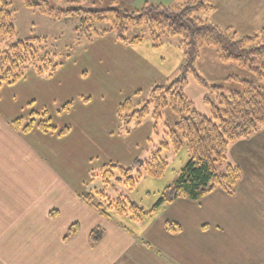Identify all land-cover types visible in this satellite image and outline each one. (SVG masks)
I'll use <instances>...</instances> for the list:
<instances>
[{
	"label": "crops",
	"instance_id": "0c3cea01",
	"mask_svg": "<svg viewBox=\"0 0 264 264\" xmlns=\"http://www.w3.org/2000/svg\"><path fill=\"white\" fill-rule=\"evenodd\" d=\"M101 41L83 48L79 58H71L53 78L32 72L14 86H0V264H199L200 251L221 252L233 264H264V246L255 250L242 243L258 232L234 228L231 209L240 210L233 202L237 188L243 193L241 180L232 194L218 189L198 202L176 201L189 210L185 217H173L182 228L177 234L167 231L172 221L160 225L159 212L139 225L117 217L105 219L82 201L80 195L88 191L93 171L108 163L129 166L143 154L145 149L134 141L136 134L142 135L147 147L153 131L150 123L148 130L140 126L128 137L119 134L120 104L138 91L169 82L183 64L175 40H166L159 49L152 42L143 43L135 48L141 51L127 59V67L117 64L123 74L117 80L120 85L95 82L84 88L82 69L100 65L105 74L110 51L121 49L122 44L110 40L106 52ZM114 57L117 62L122 58ZM70 102L72 109L60 113ZM32 111L47 113L59 131L69 127V133H44L38 127L25 134L15 130L11 123ZM203 209L205 218L198 214ZM212 212L216 216L211 220ZM73 225H78V233L64 239ZM94 230L103 231L95 244ZM204 235L220 245L201 246Z\"/></svg>",
	"mask_w": 264,
	"mask_h": 264
},
{
	"label": "trees",
	"instance_id": "16d2710c",
	"mask_svg": "<svg viewBox=\"0 0 264 264\" xmlns=\"http://www.w3.org/2000/svg\"><path fill=\"white\" fill-rule=\"evenodd\" d=\"M22 1L27 8L39 10L51 19L77 20L78 44L89 45L98 38L114 34L123 45L140 46L144 43V35L130 38L126 34L130 28L146 27L154 49H159L166 40H175L183 55L182 67L174 82L153 86L146 97H143V91H138L118 108L121 136L128 137L147 119H152L156 136L164 126L160 143L153 146L148 157H140L132 165L109 163L93 171L92 189L80 195L84 203L95 208L105 219L114 214L143 225L162 205L181 199L197 202L218 189L228 194L235 191L242 171L239 166L228 162L230 145L250 139L264 129V27L259 34L243 38H238L236 32L220 29L198 15L215 9L212 0H181L176 7L146 2L139 8L126 6L122 0ZM13 21L11 0H0V42L16 35ZM101 23L109 26L99 28ZM177 37L180 40H176ZM205 46L215 48L223 63L238 64L263 83L256 86L251 81L235 78L242 83V90L229 94L224 93L223 87H210L219 100L216 104L207 99L212 108L210 116L198 112L184 93L190 74H194L201 85L209 87L196 71ZM72 52L61 59L48 38L40 37L19 40L6 49L0 48V85H15L29 70L40 78H53L65 65L64 60L72 58ZM72 107L73 102H70L62 107L61 112H69ZM168 108L177 117L174 125L160 124ZM11 125L24 134L35 127L44 133H59L60 136H66L70 131L69 127L59 131L47 113L35 111L27 119H17ZM183 148L189 159L175 182L162 192L153 209L146 210L136 203L131 194L140 181L145 176L164 177L169 167L166 152L177 154ZM78 231V225H73L64 239L74 237ZM167 231L177 234L181 232V226L168 222ZM102 236V230H94L92 243L99 242Z\"/></svg>",
	"mask_w": 264,
	"mask_h": 264
},
{
	"label": "rangeland",
	"instance_id": "374dc122",
	"mask_svg": "<svg viewBox=\"0 0 264 264\" xmlns=\"http://www.w3.org/2000/svg\"><path fill=\"white\" fill-rule=\"evenodd\" d=\"M88 1L92 2L90 0ZM122 2L124 3V5L131 8L142 7L146 2L163 4L169 7H176L181 3V0H136L135 2H133V4H128L126 0H122ZM212 3L215 6L214 10L202 12L198 15L202 19L218 26L222 30L228 29L229 32H236L238 38L259 34L261 29L264 27V0H212ZM11 10L13 12V23L16 29V35L14 37H8L2 40L0 42L1 49H6L9 45L14 44L19 40H25L34 37L48 38L50 45L59 54V57L61 59H63L71 51H73L72 58L76 59L79 58L78 53L81 52L83 48L87 47L85 43L78 44V38L75 32L78 21L75 19H51L42 14L39 10L27 8L22 0H11ZM108 26L109 25L107 23L98 24L99 28ZM136 35H144V43H151L150 34L146 27L130 28L129 32L126 34V36L130 38ZM103 39L104 41L101 42H103L102 44L104 45V49L106 50V52L109 50L108 48L110 47V40L117 41V38L113 34L98 38L94 42L96 43L97 41ZM175 39L180 40V38L178 37ZM94 42L89 44L88 46L94 44ZM98 44L100 43H97L96 45ZM136 47L138 46L122 44L120 47L121 49L110 51L111 56L109 57V60L106 61V64L109 65V69L105 74L104 66L99 65L95 67L93 65L95 68H92L90 66L83 68L82 83L87 84V86L82 85V87L87 88L91 84L94 85L95 82L104 86L120 85L121 82L117 80L121 79L123 74H120L117 64L120 62L124 67H127V59H131L132 53H134L136 50L138 52L141 51L140 48L135 49ZM114 56H121L122 58H120V60L117 62L114 61ZM68 62L69 61L64 60L65 64H67ZM196 71L198 75L208 83L209 87L201 85L197 81L195 75L190 74L187 77L188 84L185 87L184 93L188 97V99H190L194 103L197 111L207 116H210L212 112L211 104L207 101V99L213 103H219L217 93H215L214 90L210 87H223L224 93L226 94H229L233 91H240L242 90V83L237 81L235 78L251 81L256 86L263 85V83L260 82L254 74L249 72L247 69L240 67L238 64L223 63L220 60L216 49L212 47L205 46L202 48L200 60L196 65ZM32 72L34 71L29 70L26 73V76ZM178 76L179 72H177L175 76H173V78L169 80V82H164L165 84L161 83L157 85L170 84L174 82L178 78ZM23 79H21L19 82H21ZM4 85L14 86L7 84H2L0 86ZM149 90L143 91V97H146L145 94L147 95ZM60 113H62L61 110ZM28 117L22 118L27 119ZM176 121L177 117L172 112V110L168 108L164 111V118L160 124H165L167 122L168 124L174 125ZM149 123L152 124L153 131L149 140H147L148 142L146 141L147 147H145L144 141L142 140V135H140V133L136 134L134 137V141L136 145L140 146V150L145 149L140 157H148L149 151L153 148V146L158 145L162 140L164 126L162 125L160 127V135L157 134L156 136L154 133L155 124L152 119H147L143 123L142 127L145 126L143 130L149 129ZM228 151L229 152L227 155L228 159L230 160L229 163H233V165L235 164L236 166H239L242 171L241 184L243 183V185H241V191L245 193L239 194L240 189L237 188L238 194L233 203H235L237 206H240V210L231 209L236 225L234 228L237 230H241V232L244 233H253L256 230L258 232V236L256 238L248 237L246 238L245 242H243L242 240V243H244L247 247L254 248L256 250L257 248L264 246V129H260L250 139L234 142L230 145ZM166 154L169 160V167L164 177L153 178L145 176L140 181L134 192L131 194V198L136 203H138L137 201H141L142 204H138L146 210L153 209L152 206L158 201L162 192H164V190L169 185L175 182L180 171L189 159L188 153L185 148H183L177 154H173L170 152H166ZM91 189L92 184L90 182L88 191H90ZM185 203L189 204L187 202ZM188 211L189 210H187L183 205H180L175 201L174 203L166 206L165 209H159L155 214L159 212V220H161L160 225H164L166 221L176 222L174 219L175 217H185ZM198 214L200 215V217L205 218L207 215V209L199 210ZM112 216L117 217L122 221L129 220L127 218L118 217L114 214H112ZM215 216L216 213L212 212L210 214L211 220L215 219ZM218 222V220H214L213 223ZM174 240L177 241L178 239ZM214 240L215 238L209 235H204L200 239V245L208 246L210 248L219 246L220 244ZM198 254L200 257V259H198L199 264H233L232 260H224L223 254L221 252H212L209 255L200 251ZM124 262L126 261H123L122 263Z\"/></svg>",
	"mask_w": 264,
	"mask_h": 264
}]
</instances>
